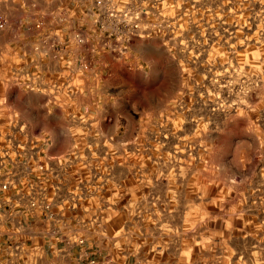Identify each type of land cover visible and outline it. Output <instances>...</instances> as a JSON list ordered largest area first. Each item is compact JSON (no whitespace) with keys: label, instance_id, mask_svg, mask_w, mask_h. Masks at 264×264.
Instances as JSON below:
<instances>
[{"label":"rangeland","instance_id":"obj_1","mask_svg":"<svg viewBox=\"0 0 264 264\" xmlns=\"http://www.w3.org/2000/svg\"><path fill=\"white\" fill-rule=\"evenodd\" d=\"M127 2L139 70L95 51L119 78L101 77L98 105L107 95L113 105L92 124L94 113L57 106L78 53L64 65L56 31L74 29L60 22L64 2L0 0L2 136H46L53 156L72 149L91 171L81 200L97 203L96 227L142 264H264V0Z\"/></svg>","mask_w":264,"mask_h":264},{"label":"built area","instance_id":"obj_2","mask_svg":"<svg viewBox=\"0 0 264 264\" xmlns=\"http://www.w3.org/2000/svg\"><path fill=\"white\" fill-rule=\"evenodd\" d=\"M62 1L58 8L60 22L80 29L72 30V45L78 53L75 71H70L80 85H70L72 76L65 75L57 106L61 112L75 113L80 109L77 97L89 96L91 104L98 105L99 82L107 69L95 59V51L101 48L111 52L115 62L121 58L128 62V69L139 70L136 62L129 64L134 58L127 52L130 42L142 36V30L138 13L131 16L126 8L127 0ZM142 14L146 15L144 9ZM115 29L123 38H117L114 42L119 44L110 47L109 33ZM98 34L107 35L103 44ZM50 145L46 136L20 140L12 134L2 136L0 131V264H13L32 252L36 248L29 245L33 234L64 245L81 243L74 222L82 194L92 192L88 184L91 171L75 167L72 149L62 155H49ZM82 175L87 180H82Z\"/></svg>","mask_w":264,"mask_h":264},{"label":"crops","instance_id":"obj_3","mask_svg":"<svg viewBox=\"0 0 264 264\" xmlns=\"http://www.w3.org/2000/svg\"><path fill=\"white\" fill-rule=\"evenodd\" d=\"M74 30L80 29L76 25ZM56 32L61 40L58 44L59 48L67 53L62 62L66 66H72L74 56L71 57L68 54L76 50L71 44L70 35L72 32L68 28L59 29ZM104 66L109 72V78L105 82L109 81L107 85L114 86V82L119 78L118 69L113 68L110 63H105ZM110 98V95L105 96L100 106L91 103L80 106L77 112L94 113L95 122L92 124H97L103 120V114H106L103 113L102 107L108 105L112 107L113 101ZM101 116L102 118H100ZM97 209L98 205L95 202L88 205L84 202L81 203V207L76 214L77 221L74 222L75 233L81 239L80 244L64 245L56 240H49L40 237L38 234H33L29 240V245L36 248L29 254L19 257L13 264H142L139 258L131 257L128 244H117V240H114L112 228H108L107 225L103 229L96 227V218L92 216ZM87 210L92 215L87 214ZM0 231L3 232L2 229ZM32 231L35 232V229L33 228Z\"/></svg>","mask_w":264,"mask_h":264}]
</instances>
